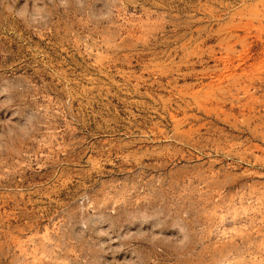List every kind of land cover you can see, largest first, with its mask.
I'll use <instances>...</instances> for the list:
<instances>
[{
	"label": "rangeland",
	"instance_id": "1",
	"mask_svg": "<svg viewBox=\"0 0 264 264\" xmlns=\"http://www.w3.org/2000/svg\"><path fill=\"white\" fill-rule=\"evenodd\" d=\"M0 264H264V0H0Z\"/></svg>",
	"mask_w": 264,
	"mask_h": 264
}]
</instances>
